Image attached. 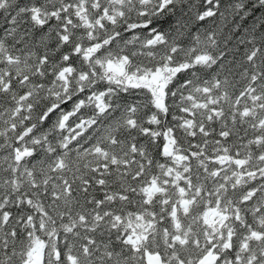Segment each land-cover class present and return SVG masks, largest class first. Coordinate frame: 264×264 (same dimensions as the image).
I'll list each match as a JSON object with an SVG mask.
<instances>
[{
    "label": "snow or ice",
    "instance_id": "1",
    "mask_svg": "<svg viewBox=\"0 0 264 264\" xmlns=\"http://www.w3.org/2000/svg\"><path fill=\"white\" fill-rule=\"evenodd\" d=\"M0 264H264V0H0Z\"/></svg>",
    "mask_w": 264,
    "mask_h": 264
}]
</instances>
